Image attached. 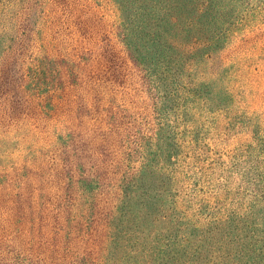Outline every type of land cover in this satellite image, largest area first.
<instances>
[{
	"label": "trees",
	"instance_id": "trees-1",
	"mask_svg": "<svg viewBox=\"0 0 264 264\" xmlns=\"http://www.w3.org/2000/svg\"><path fill=\"white\" fill-rule=\"evenodd\" d=\"M213 1L112 0L116 22L94 38L95 60L111 58L116 40L156 128L130 150L122 207L35 208L21 192L0 200V264H264V123L199 76L228 43L232 17Z\"/></svg>",
	"mask_w": 264,
	"mask_h": 264
},
{
	"label": "rangeland",
	"instance_id": "rangeland-1",
	"mask_svg": "<svg viewBox=\"0 0 264 264\" xmlns=\"http://www.w3.org/2000/svg\"><path fill=\"white\" fill-rule=\"evenodd\" d=\"M213 2L223 19L232 17L228 43L199 65V76L229 95L225 106L252 116L261 127L264 0ZM115 8L112 0H0V200L5 203L21 192L36 196L28 204L35 208L119 205V176L137 160L130 150L149 144L146 134L159 115L116 40L112 57L96 61L94 38L113 28ZM67 71L75 77L67 79ZM83 189L91 196L82 198Z\"/></svg>",
	"mask_w": 264,
	"mask_h": 264
}]
</instances>
